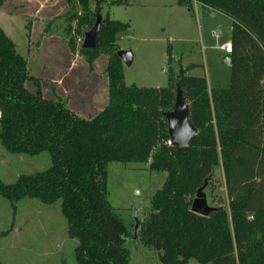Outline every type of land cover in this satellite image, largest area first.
<instances>
[{
    "label": "trees",
    "instance_id": "obj_1",
    "mask_svg": "<svg viewBox=\"0 0 264 264\" xmlns=\"http://www.w3.org/2000/svg\"><path fill=\"white\" fill-rule=\"evenodd\" d=\"M65 1L70 35L74 22L76 34L92 28L106 0H97L94 9L92 0ZM176 1L231 21L230 87L212 89L205 78L189 76L195 65L177 73L170 68L164 88L127 86L117 53L118 35L129 25L105 17L99 48L79 49L91 69L102 56L108 61V103L91 118L77 115L60 96L46 97L0 27V143L12 155L47 153L51 160L48 169L13 184L0 179V197L14 213L25 198L60 202L68 238L76 242V264H130L128 226L107 197L112 162L149 164L152 172L167 174L138 228L139 240L157 252L160 264H264V0ZM68 46L77 51L74 38L68 37ZM177 86L197 131L185 148L167 145L165 113L174 107ZM217 173L227 204L213 207L208 217L194 214L198 190L206 182L209 189Z\"/></svg>",
    "mask_w": 264,
    "mask_h": 264
},
{
    "label": "rangeland",
    "instance_id": "obj_2",
    "mask_svg": "<svg viewBox=\"0 0 264 264\" xmlns=\"http://www.w3.org/2000/svg\"><path fill=\"white\" fill-rule=\"evenodd\" d=\"M96 3L92 0V9ZM67 12L65 0H9L0 7V27L28 61L31 74L41 80L44 95L60 96L77 115L91 118L108 103L104 74L108 61L102 56L91 69L79 49L93 27H84L76 34L74 22L69 35V23L64 18ZM211 14L197 3L187 8L176 0H106L100 13L102 20L108 17L129 25L125 33L118 35L119 51L133 54L132 65L124 66L127 86L164 88L169 84L170 68L177 73L195 65L189 76L205 78L209 88L228 89L231 70L223 62L226 55L217 47L229 42L232 24L219 13L214 17ZM48 23L53 25L46 35ZM215 32L220 33L218 38ZM66 36L75 39V53L71 52ZM50 166L47 153L36 157L12 155L0 143V179L6 184ZM107 178L109 203L129 229L125 246L130 264H160L157 252L139 240L138 228L167 174L152 172L149 164L112 162L107 166ZM204 192L210 207L227 204L222 174L217 173ZM15 206L14 213L12 204L0 197L1 264H76V242L68 238L60 202L45 205L25 198Z\"/></svg>",
    "mask_w": 264,
    "mask_h": 264
},
{
    "label": "water",
    "instance_id": "obj_3",
    "mask_svg": "<svg viewBox=\"0 0 264 264\" xmlns=\"http://www.w3.org/2000/svg\"><path fill=\"white\" fill-rule=\"evenodd\" d=\"M101 27L102 17L98 14L95 25L88 33L85 34L82 49L95 50L99 48ZM117 55L124 66L130 67L132 65L133 54L130 51H118ZM223 62L230 68L231 56L226 55ZM189 115V106L183 97L181 88L177 86L174 107L170 112L165 113V117L168 122L169 137L173 147L185 148L196 136L197 131L191 125ZM206 188L207 182L198 190L191 207V211L194 214L202 217H208L215 210V208L208 205L206 194L204 192Z\"/></svg>",
    "mask_w": 264,
    "mask_h": 264
},
{
    "label": "built area",
    "instance_id": "obj_4",
    "mask_svg": "<svg viewBox=\"0 0 264 264\" xmlns=\"http://www.w3.org/2000/svg\"><path fill=\"white\" fill-rule=\"evenodd\" d=\"M214 35H215L216 38H218L220 36V33L215 32ZM220 49L224 52L225 55H231V53H232V45H231V42L222 44L220 46ZM167 145L168 146H172L171 141H168L167 142Z\"/></svg>",
    "mask_w": 264,
    "mask_h": 264
},
{
    "label": "crops",
    "instance_id": "obj_5",
    "mask_svg": "<svg viewBox=\"0 0 264 264\" xmlns=\"http://www.w3.org/2000/svg\"><path fill=\"white\" fill-rule=\"evenodd\" d=\"M7 2H9V0H6L5 1V3H4V5L2 6V8L5 6V5H7ZM204 8V7H203ZM207 10V9H206ZM209 11V10H208ZM209 12H211V11H209ZM212 14V17H214L215 16V14H217V13H213V12H211ZM54 36H52V37H49V40L48 41H51V38H53ZM47 40V39H46ZM229 42H230V38H229ZM217 49H219L220 51H222L221 49H220V47H217ZM223 52V51H222ZM224 53V52H223Z\"/></svg>",
    "mask_w": 264,
    "mask_h": 264
}]
</instances>
